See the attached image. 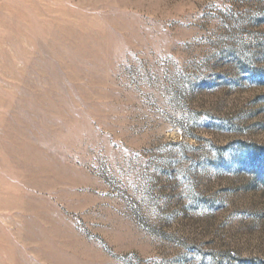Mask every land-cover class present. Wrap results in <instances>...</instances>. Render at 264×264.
<instances>
[{"label":"rangeland","instance_id":"rangeland-1","mask_svg":"<svg viewBox=\"0 0 264 264\" xmlns=\"http://www.w3.org/2000/svg\"><path fill=\"white\" fill-rule=\"evenodd\" d=\"M0 264H264V0H0Z\"/></svg>","mask_w":264,"mask_h":264}]
</instances>
